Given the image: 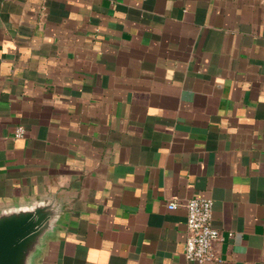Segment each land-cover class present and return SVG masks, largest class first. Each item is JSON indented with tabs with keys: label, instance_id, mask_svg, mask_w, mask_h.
Segmentation results:
<instances>
[{
	"label": "crops",
	"instance_id": "0c3cea01",
	"mask_svg": "<svg viewBox=\"0 0 264 264\" xmlns=\"http://www.w3.org/2000/svg\"><path fill=\"white\" fill-rule=\"evenodd\" d=\"M196 194L223 264H264V0H0V216L48 213L26 264H195L167 203Z\"/></svg>",
	"mask_w": 264,
	"mask_h": 264
},
{
	"label": "built area",
	"instance_id": "2783aa9c",
	"mask_svg": "<svg viewBox=\"0 0 264 264\" xmlns=\"http://www.w3.org/2000/svg\"><path fill=\"white\" fill-rule=\"evenodd\" d=\"M24 134V126H17L15 135ZM213 204L214 200L211 196L201 194L183 200L170 199L167 203L170 209L184 206L187 210L184 253L186 258L195 264H223L222 257L215 249V242L222 240L223 236L220 229L212 222Z\"/></svg>",
	"mask_w": 264,
	"mask_h": 264
},
{
	"label": "water",
	"instance_id": "95a60500",
	"mask_svg": "<svg viewBox=\"0 0 264 264\" xmlns=\"http://www.w3.org/2000/svg\"><path fill=\"white\" fill-rule=\"evenodd\" d=\"M48 213L43 207L0 216V264H26Z\"/></svg>",
	"mask_w": 264,
	"mask_h": 264
}]
</instances>
